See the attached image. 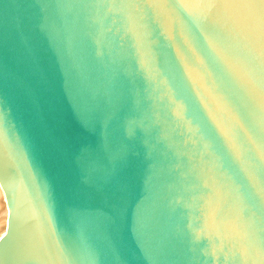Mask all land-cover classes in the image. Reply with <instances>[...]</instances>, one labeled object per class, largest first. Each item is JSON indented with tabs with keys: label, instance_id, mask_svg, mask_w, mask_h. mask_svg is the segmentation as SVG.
Masks as SVG:
<instances>
[{
	"label": "water",
	"instance_id": "95a60500",
	"mask_svg": "<svg viewBox=\"0 0 264 264\" xmlns=\"http://www.w3.org/2000/svg\"><path fill=\"white\" fill-rule=\"evenodd\" d=\"M131 2L144 0H0V144L21 116L27 129L0 171L15 177L19 204L51 212L59 245L41 231L30 264H56L59 250L79 264L98 244L111 264H252L229 231L231 200L191 146L147 130L149 113L136 108L139 84L123 59L134 37L119 14ZM160 23L151 10L141 21L163 69L174 54ZM173 36L182 45L175 26ZM224 155L244 218L259 224L264 164L250 153L246 173Z\"/></svg>",
	"mask_w": 264,
	"mask_h": 264
},
{
	"label": "clouds",
	"instance_id": "9594fccd",
	"mask_svg": "<svg viewBox=\"0 0 264 264\" xmlns=\"http://www.w3.org/2000/svg\"><path fill=\"white\" fill-rule=\"evenodd\" d=\"M151 10L160 21L162 35L174 58L161 69L151 51L149 35L141 24ZM113 6H109V12ZM126 21L125 34L133 42L124 53L125 74L138 82L135 104L149 113L147 130H167V138L178 134L185 146L211 174L217 196L231 200L229 212L236 219L229 231L240 245L242 257L252 264H264L259 233L264 221L249 222L243 216V199L234 178L225 168V155L247 173L255 153L264 164V0H144L121 6ZM178 29L182 45L175 41ZM197 35L198 38L197 39ZM202 41V43L200 42ZM127 121L126 132L133 134ZM13 140L0 144V155L10 158V150L27 139L21 116L13 125ZM203 171V168H202ZM17 187L14 176L0 179V242L8 236L12 218L10 192ZM264 195V190H261ZM47 234L54 248L55 221L45 208L37 217L30 201H21L17 214V246L25 259L32 258L38 234ZM255 253L254 258L249 253ZM56 264H74L59 250ZM79 264H111L102 244L79 256Z\"/></svg>",
	"mask_w": 264,
	"mask_h": 264
},
{
	"label": "bare ground",
	"instance_id": "6f19581e",
	"mask_svg": "<svg viewBox=\"0 0 264 264\" xmlns=\"http://www.w3.org/2000/svg\"><path fill=\"white\" fill-rule=\"evenodd\" d=\"M4 178L0 171V179ZM10 203L12 206V218L8 236L3 242H0V264H30V258L25 259L17 246V214L18 205L17 197L10 192Z\"/></svg>",
	"mask_w": 264,
	"mask_h": 264
}]
</instances>
